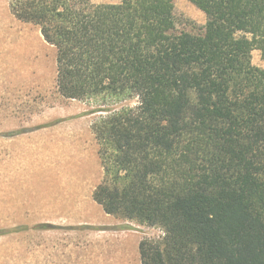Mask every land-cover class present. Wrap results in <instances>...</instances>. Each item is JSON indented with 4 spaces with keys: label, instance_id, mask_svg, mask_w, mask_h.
I'll return each instance as SVG.
<instances>
[{
    "label": "trees",
    "instance_id": "1",
    "mask_svg": "<svg viewBox=\"0 0 264 264\" xmlns=\"http://www.w3.org/2000/svg\"><path fill=\"white\" fill-rule=\"evenodd\" d=\"M206 14L178 31L174 0H14L16 19L57 50L70 99L136 96L94 123L104 168L93 198L163 231L142 264H264V0H188Z\"/></svg>",
    "mask_w": 264,
    "mask_h": 264
},
{
    "label": "rangeland",
    "instance_id": "2",
    "mask_svg": "<svg viewBox=\"0 0 264 264\" xmlns=\"http://www.w3.org/2000/svg\"><path fill=\"white\" fill-rule=\"evenodd\" d=\"M12 1L0 0V264H142L140 242L163 231L107 214L93 198L104 178L93 125L139 98L64 97L56 48L14 17ZM174 4L178 31L203 30V11ZM252 59L264 68L260 51Z\"/></svg>",
    "mask_w": 264,
    "mask_h": 264
}]
</instances>
